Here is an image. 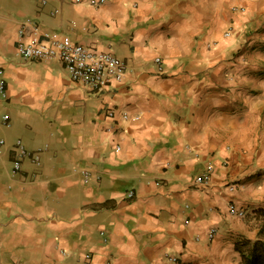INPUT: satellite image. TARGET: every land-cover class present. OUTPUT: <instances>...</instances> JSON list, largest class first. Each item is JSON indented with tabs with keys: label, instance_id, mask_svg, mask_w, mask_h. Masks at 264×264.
Returning a JSON list of instances; mask_svg holds the SVG:
<instances>
[{
	"label": "crops",
	"instance_id": "obj_1",
	"mask_svg": "<svg viewBox=\"0 0 264 264\" xmlns=\"http://www.w3.org/2000/svg\"><path fill=\"white\" fill-rule=\"evenodd\" d=\"M92 1L0 0V264H242L264 222V0ZM55 32L126 76L96 92L17 55Z\"/></svg>",
	"mask_w": 264,
	"mask_h": 264
},
{
	"label": "built area",
	"instance_id": "obj_2",
	"mask_svg": "<svg viewBox=\"0 0 264 264\" xmlns=\"http://www.w3.org/2000/svg\"><path fill=\"white\" fill-rule=\"evenodd\" d=\"M100 0L99 2H103ZM95 3V1H92ZM35 33V32H34ZM23 30L20 31V35ZM232 30L226 32L229 37ZM17 55L24 61L40 60V61H59L62 63L71 79L81 85L83 88H88L96 92L109 86L110 84L121 81L126 76L128 66L120 60L112 51H99L82 44L75 43L69 36L58 32L51 33L45 40L32 38L29 41H19L16 47ZM158 69L163 71V64L160 58L156 59ZM0 92H5L4 82L0 83ZM109 117H114V112L108 113ZM9 119L8 115L4 116V120ZM113 127H108L107 131H112ZM5 145V141L0 139V150ZM16 159L13 163V173H18L22 169L23 160L28 157H33L25 147L22 140H17L15 143ZM116 150H120L117 146ZM36 160V159H35ZM214 168L208 167L206 171L196 178L195 182L198 186L208 187L212 182ZM236 186L230 184V190H234ZM135 193L128 192V198H133ZM228 213L232 217L243 218L247 216V210L238 207L235 203L228 206ZM217 232L216 228H212L208 233V238L213 239ZM175 257H169L170 264H176Z\"/></svg>",
	"mask_w": 264,
	"mask_h": 264
},
{
	"label": "trees",
	"instance_id": "obj_3",
	"mask_svg": "<svg viewBox=\"0 0 264 264\" xmlns=\"http://www.w3.org/2000/svg\"><path fill=\"white\" fill-rule=\"evenodd\" d=\"M248 245L242 251V264H264V222L261 224L258 239Z\"/></svg>",
	"mask_w": 264,
	"mask_h": 264
}]
</instances>
